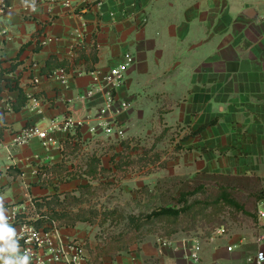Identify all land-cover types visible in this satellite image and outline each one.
Segmentation results:
<instances>
[{"label":"crops","instance_id":"1","mask_svg":"<svg viewBox=\"0 0 264 264\" xmlns=\"http://www.w3.org/2000/svg\"><path fill=\"white\" fill-rule=\"evenodd\" d=\"M32 3L6 0L11 8L0 15L4 212L14 209L31 221L47 218L43 208L52 197L79 196L84 185L104 179L100 167L118 171L123 151L137 135L151 131L152 119L160 120L163 130L177 125L188 130L178 142L192 149L184 174L228 177L232 183L219 188L234 195L257 198L264 192L235 185H264V0H102L100 6L76 9L63 0H34L35 11ZM75 29L85 48L77 61ZM128 52L134 61L116 89L119 99L131 103L119 116L125 136L107 163L94 146L113 136L88 127L102 93L88 101L80 97L93 84L92 71L118 65ZM61 62L72 71L67 83L44 72ZM69 114L86 124L49 130ZM33 125L48 131L51 145L45 148L39 138L14 145L15 133ZM92 159L98 161L96 178L87 170ZM249 205L259 216L253 227L225 229L208 239L176 235L168 245L146 236L102 257L100 264H258L255 256L264 252V197ZM78 223L59 226L52 220L45 226L70 237ZM195 246L197 259L191 256Z\"/></svg>","mask_w":264,"mask_h":264},{"label":"rangeland","instance_id":"2","mask_svg":"<svg viewBox=\"0 0 264 264\" xmlns=\"http://www.w3.org/2000/svg\"><path fill=\"white\" fill-rule=\"evenodd\" d=\"M161 124L160 120L159 123L156 119L151 120L148 125V130L151 131L140 134L141 136L137 135L131 141L132 146L128 144L123 151L121 160L124 164L115 173L114 178L112 173H108L102 182L99 180L91 183L90 193L84 198L86 202L79 205H69L68 202L62 206L53 205L51 208H43L48 213L53 208L59 211L64 207L73 211L81 208L110 214V216L105 214L104 217L97 214L93 215L94 217L90 216L88 221L80 222L73 227L75 234L70 238L82 244L91 257L97 256L99 250L105 248L104 245L113 237H128H120L125 241L119 249L122 251L137 243L140 235L143 234L145 237L158 238L161 244L162 240L169 241L176 235L208 239L219 227L238 229L248 225L253 227L254 222H258V213L249 202H247L249 203L247 213H242L241 210H237V213L235 207L221 201H212V197L207 203L203 200L194 203L193 197H190L188 209L186 208L184 213L173 219L171 216H162L157 220L147 217L152 211L160 208L181 207L183 204L179 201L180 193L193 189L199 184H204L208 190L214 191L221 185L232 183L228 177L184 174L186 168L184 162L186 157L190 156L192 149L182 147L178 142L188 130L181 128V125L171 130H163ZM106 138L96 140L94 147L108 163L109 156L120 149L117 144L121 139ZM133 154L135 156L131 157ZM238 184L246 191L248 189L255 192L264 191L263 184L253 188L248 186L247 182L235 185ZM111 211L114 213L111 214ZM131 216L138 221L135 223ZM136 224H139L138 230L135 228ZM169 228L179 229L170 236H165V231Z\"/></svg>","mask_w":264,"mask_h":264},{"label":"built area","instance_id":"3","mask_svg":"<svg viewBox=\"0 0 264 264\" xmlns=\"http://www.w3.org/2000/svg\"><path fill=\"white\" fill-rule=\"evenodd\" d=\"M79 4L82 5H97L102 4V0H63V5L76 9ZM11 7L6 4V0H0V15L6 12ZM260 19L264 21V12L260 15ZM77 37L74 49L81 47L82 33L79 29L74 30ZM134 58L131 53H125L122 56V61L105 71L94 70L91 72L93 84L81 95L82 101H88L96 95L102 93V102L97 107L94 114V123L89 124V131L96 133L98 129L106 136H113L121 139L125 136V128L120 121L119 116L130 107V102L126 99H119L116 96V89L125 79V73L133 64ZM71 69L68 71L65 68H57L50 75L51 79H56L62 83H67ZM34 83H38L39 79L33 78ZM29 109H34L35 105L28 104ZM86 124L85 119H78L72 114L66 115L61 123H51L49 130H72ZM33 138H39L42 145L48 148L51 145L52 138L45 129H40L36 125L23 128L13 137V144L22 145ZM6 223L15 230V241L18 246L16 256H28V264H90L87 251L84 246L70 237L61 235L56 227H50L45 230L41 227H36L30 219H24L19 216L18 211L12 209L4 212ZM225 232V228L219 227L212 233V238L217 237ZM161 244L168 245L169 241L162 240ZM2 246V240H0ZM199 246H195V250L191 254L193 259H197ZM255 260L258 264H264V252L259 251Z\"/></svg>","mask_w":264,"mask_h":264},{"label":"trees","instance_id":"4","mask_svg":"<svg viewBox=\"0 0 264 264\" xmlns=\"http://www.w3.org/2000/svg\"><path fill=\"white\" fill-rule=\"evenodd\" d=\"M84 50H85V48L83 46H81L80 48L74 49V54H75L74 60L75 61H77L78 59L83 57ZM91 55L94 57V53H92ZM61 67L67 69L68 71H70V69H71L69 67L68 63L61 62V63L55 65L54 68H52L50 71L45 70L44 72L48 76L52 73V71H54L57 68H61ZM72 68H75V67H72ZM97 163H98V161L92 159L91 164H88V168H87L88 172L92 176H94V178H96V168H97L96 164ZM123 164L124 163H122V160H121L120 163L115 164V168L118 169V171H119V168ZM116 172H112V169H105L103 167H100V173H103L105 178H106L105 175L108 173H112L113 174L112 176L114 178ZM112 181H114V180H112ZM101 182H102V180H101ZM90 188H91V184L84 185L82 187V189L80 190L79 196L69 194V195H65L62 200H60L58 197H52L50 200H48L46 202L47 207L51 208V207H53V205L62 206L64 204H67L68 202H69L68 203L69 205L83 204L84 202H86V199H84V198L87 197V193H90ZM190 197H193L194 200L192 202H194V203H195V201H198V200H203V202L207 203L208 200L212 197V199H213L212 201H221V202L227 203L230 206L235 207L236 208L235 210L237 213H238L237 210H241L242 213H247L248 211L246 209L248 207V204L252 200L255 201V200H258L260 198H263L264 192L257 198H249V197L243 196L241 194L234 195L233 192H231L225 188H215L213 191V190H208L203 185H200V186L194 187L193 189L186 190V191H183L180 193L179 201L181 202V204H183L181 207H178V208H176V207L160 208L157 211H152L149 215H147V217L154 218L155 220L160 219V217H162V216H164V217L171 216L172 219L174 217H179V215H181V213H184V211H186L188 209L187 207H188V205H190V203H189ZM247 202H249V203L247 204ZM74 203H76V204H74ZM99 211H97V210L90 211L87 209L83 210L81 208L77 209V211H73L71 209H66L64 207H61L60 210L57 211V210H55V208H53L50 210V213H48V212L45 213L47 218L44 217V218H42L43 220L37 219L35 221H32V223L36 227H41L45 230H48L49 227L45 226L47 221H52V220L54 221L55 220V221H57L59 226H64V225L68 226V225H74L76 222L88 221L90 216H93V215L95 216L96 214L100 215L101 217H104L105 214H108L110 216V214L108 212L107 213H101V212L99 213ZM113 213H114V211H111V214H113ZM130 218L132 220H134L135 223L138 221V219H135V217H133V216H131ZM138 225L139 224L135 225V228L137 230H138ZM184 228H186V227H184ZM178 229L179 228H176V229L169 228L167 231H165L164 235L170 236V234L177 232ZM180 229H181V227H180ZM189 229H190V227H189ZM140 233H142V232H140ZM120 237L128 238L126 236L125 237L124 236H118V237L111 238V240H108L107 244L104 245L105 248H101L99 250V253L97 256L91 257L90 264H100L102 257L114 256V255L118 254L120 251L119 250L120 247L123 246V244L125 243V241L121 240L122 238H120ZM144 238H145V234L140 235L138 242L143 240ZM128 244H130V243H128Z\"/></svg>","mask_w":264,"mask_h":264},{"label":"clouds","instance_id":"5","mask_svg":"<svg viewBox=\"0 0 264 264\" xmlns=\"http://www.w3.org/2000/svg\"><path fill=\"white\" fill-rule=\"evenodd\" d=\"M33 11H35V3H32ZM15 236V230L6 223L4 216V206L0 200V240L5 241L6 246H0V264H28V256H16L18 246L12 237ZM11 241V242H9ZM8 253V255H4Z\"/></svg>","mask_w":264,"mask_h":264}]
</instances>
